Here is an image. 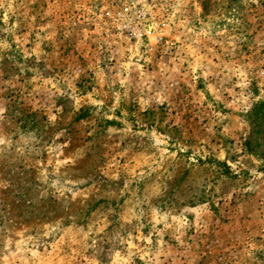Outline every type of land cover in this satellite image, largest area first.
<instances>
[{
    "label": "rangeland",
    "instance_id": "1",
    "mask_svg": "<svg viewBox=\"0 0 264 264\" xmlns=\"http://www.w3.org/2000/svg\"><path fill=\"white\" fill-rule=\"evenodd\" d=\"M0 264H264V0H0Z\"/></svg>",
    "mask_w": 264,
    "mask_h": 264
}]
</instances>
